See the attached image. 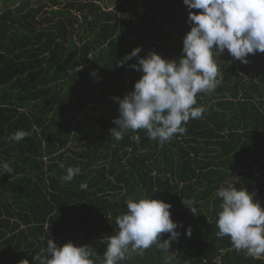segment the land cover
Here are the masks:
<instances>
[{
	"label": "trees",
	"instance_id": "1",
	"mask_svg": "<svg viewBox=\"0 0 264 264\" xmlns=\"http://www.w3.org/2000/svg\"><path fill=\"white\" fill-rule=\"evenodd\" d=\"M13 1L0 0V164L14 169L0 167V264H37L48 239L88 245L101 264L126 201L144 196L171 204V219L183 225L172 264H264V255L217 235L216 196L233 184L255 202L264 197V53L249 54L247 64L227 50L218 56L221 83L197 94L194 107L205 112L184 134L160 144L137 130L117 141L113 97L122 99L142 75L131 67L136 58L117 62L137 46L140 57L179 59L190 31L183 0H117L111 10L110 0H35L26 11ZM17 130L29 134L9 141ZM68 167L80 169L71 182L61 179ZM165 255L153 245L121 264H164Z\"/></svg>",
	"mask_w": 264,
	"mask_h": 264
},
{
	"label": "clouds",
	"instance_id": "2",
	"mask_svg": "<svg viewBox=\"0 0 264 264\" xmlns=\"http://www.w3.org/2000/svg\"><path fill=\"white\" fill-rule=\"evenodd\" d=\"M188 11L190 31L183 37V55L177 60H166L154 51L140 57L137 46L117 62L136 58L131 67L142 72L132 91L122 99L113 97L118 103L119 117L114 119L115 128L111 136L117 141L128 131L146 130L150 140L163 144L175 135L184 134V125L190 119H199L205 112L197 105V94L214 91L221 83L218 56L225 50L235 59L247 64L249 54L264 53V0H183ZM192 9L201 10L198 12ZM83 70L82 65L74 72ZM73 74V73H72ZM97 76L95 71L90 73ZM29 133L17 130L7 139L11 142L23 140ZM139 142V135H133ZM3 174H13L7 162L0 164ZM80 173L79 167H68L61 179L71 182ZM81 190L87 188L80 184ZM251 192L233 184L221 186L216 196L222 200L217 219V235L228 236L237 250L248 255H264V207L255 202ZM192 214H197L193 200L182 199ZM127 211L117 217L118 230L108 237L101 264H121L132 253L143 255V251L156 245L165 255L164 264H172V241H177L183 227L171 219V204L153 199L151 196L126 201ZM168 239L161 240V234ZM191 236V227L185 229ZM96 253L88 245H75L71 241L57 246L48 239L43 251L33 259L37 264H95ZM23 264H29L23 260Z\"/></svg>",
	"mask_w": 264,
	"mask_h": 264
},
{
	"label": "rangeland",
	"instance_id": "3",
	"mask_svg": "<svg viewBox=\"0 0 264 264\" xmlns=\"http://www.w3.org/2000/svg\"><path fill=\"white\" fill-rule=\"evenodd\" d=\"M28 0H17V1H13V3H11L13 5V9H17L18 7H22L23 11H26L28 8L34 7L38 5V1L36 2L35 0L31 1V6L28 7V5H24L22 2H27ZM111 1V2H110ZM110 6H109V10L115 8L117 6V0H110ZM41 2V0H40ZM1 4V2H0ZM261 207H264V197H262V199H260L259 201H257Z\"/></svg>",
	"mask_w": 264,
	"mask_h": 264
}]
</instances>
